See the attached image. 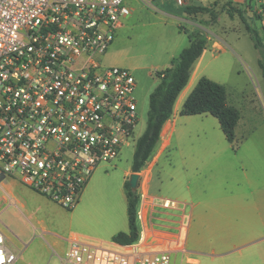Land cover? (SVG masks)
I'll use <instances>...</instances> for the list:
<instances>
[{
  "label": "rangeland",
  "instance_id": "obj_1",
  "mask_svg": "<svg viewBox=\"0 0 264 264\" xmlns=\"http://www.w3.org/2000/svg\"><path fill=\"white\" fill-rule=\"evenodd\" d=\"M190 1L211 10L217 18L213 20L207 11L201 14L206 21L207 45L192 65L186 96L199 78L206 76L225 86L227 102L238 109L240 118L234 129L235 141L230 143L211 114L176 112L169 146L153 166L150 189L158 197L179 202L186 212L191 210L193 221L192 227L180 233V244L185 242V246L173 251L162 247L154 250L169 251L171 264H237L232 261L239 252H223L229 249L231 227L239 222L242 209L252 211L255 228L263 227L264 221V81L257 63L259 51L235 9L257 29L264 45V23L255 19L264 0ZM158 3L159 8L157 0H124L122 5L129 14L121 19L123 26L116 28L112 43L98 57L102 66L127 68L135 78L138 121L134 135L114 160L100 163L91 175L93 180V175L108 171L102 179L99 208L122 210L125 217L123 171L131 167L135 142L146 127L149 94L158 82L156 72L188 45L183 27L166 14L182 13L178 0ZM169 236L158 234L155 239L163 243ZM256 245L251 254L242 252L245 256L239 259L240 264L264 257V250L259 251Z\"/></svg>",
  "mask_w": 264,
  "mask_h": 264
},
{
  "label": "built area",
  "instance_id": "obj_2",
  "mask_svg": "<svg viewBox=\"0 0 264 264\" xmlns=\"http://www.w3.org/2000/svg\"><path fill=\"white\" fill-rule=\"evenodd\" d=\"M123 1L0 0V183L19 178L71 209L99 164L133 137L135 78L98 60L129 14ZM259 13L264 22V7ZM15 258L0 232V264ZM62 264L171 261L166 250H107L75 238Z\"/></svg>",
  "mask_w": 264,
  "mask_h": 264
},
{
  "label": "crops",
  "instance_id": "obj_3",
  "mask_svg": "<svg viewBox=\"0 0 264 264\" xmlns=\"http://www.w3.org/2000/svg\"><path fill=\"white\" fill-rule=\"evenodd\" d=\"M187 1L185 3H182L181 0L178 1L179 5L182 6V13L177 14L173 11L166 14L178 21L177 25L180 28L183 27V32L200 30L204 33L206 21L204 15L201 16L204 12L188 13L185 10L187 6L203 5H196L194 4L195 1ZM157 4L159 8L158 0ZM255 19L259 18L255 17ZM262 23L264 22L262 21ZM189 43L190 38L188 37ZM200 58L201 56L198 59L200 60ZM191 82L189 81V84H186L187 86L185 85L186 87L178 94L173 104L172 114L163 125L157 143L140 171L137 172L139 173L137 185L139 194L137 204L139 239L133 244L137 245L142 251H153L158 247L173 251L180 246H185V242L180 244V233L182 229L188 230L189 227H192L193 214L191 210L186 212L179 205V202H176V206L173 207H162L159 204L161 197L152 193L150 189L153 166L169 146L175 125L174 116L176 112H180ZM107 173L108 171H102L97 175H93V180L91 177L84 186L79 202L71 209H67L34 191L19 178H5L0 183L2 197L0 201V232L3 235L5 251L14 253L16 256L10 264H51L52 262L62 264V259L70 242L75 238L101 249L122 250L124 245L115 243L112 237L120 231H128V217L124 216L122 210L115 212L113 209L99 208V197H101L103 185L102 179ZM130 173H132L131 167L123 171L121 183V190L126 199V207L127 197L124 183ZM179 184L183 185V182L180 181ZM88 187L85 198H82L83 192ZM262 223L261 226L263 227L255 228L252 211L247 207L243 208L239 222L234 223L231 227L232 235L230 236L231 241L228 243L229 249L223 254L239 252V255H236V259L232 262L240 264L239 259H243L245 256L242 255V252L248 251L247 254L249 252L251 254L254 251L252 248L256 244H259L256 245L257 249L263 251L264 221ZM158 234L175 235V237L169 236L163 243H159L155 239ZM189 260L197 261L196 258H189ZM261 263H264V257L252 264Z\"/></svg>",
  "mask_w": 264,
  "mask_h": 264
},
{
  "label": "trees",
  "instance_id": "obj_4",
  "mask_svg": "<svg viewBox=\"0 0 264 264\" xmlns=\"http://www.w3.org/2000/svg\"><path fill=\"white\" fill-rule=\"evenodd\" d=\"M188 13L210 12L212 19L217 15L204 6H187ZM245 24L255 48L259 51L258 67L264 81V45L256 28L250 26L243 13L235 9ZM228 14L232 15L231 10ZM256 17L261 19L260 13ZM190 38V43L184 47L177 57L172 58L170 64L156 72L158 82L149 94L146 127L137 138L131 164L132 172H139L145 160L150 155L157 143L163 125L172 114L173 104L189 80L192 65L201 56L207 45V36L200 30L185 31ZM208 113L214 116L219 123L226 140L230 143L235 141L234 129L240 118L238 109L227 102L226 88L206 76L199 78L196 85L186 97L180 110L181 115H196ZM127 197L128 231L116 233L112 240L120 245H130L139 239L137 226V204L139 194L132 190L128 179L124 183Z\"/></svg>",
  "mask_w": 264,
  "mask_h": 264
},
{
  "label": "water",
  "instance_id": "obj_5",
  "mask_svg": "<svg viewBox=\"0 0 264 264\" xmlns=\"http://www.w3.org/2000/svg\"><path fill=\"white\" fill-rule=\"evenodd\" d=\"M139 173L132 172L129 174L128 182L132 190H137Z\"/></svg>",
  "mask_w": 264,
  "mask_h": 264
}]
</instances>
